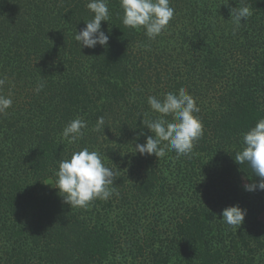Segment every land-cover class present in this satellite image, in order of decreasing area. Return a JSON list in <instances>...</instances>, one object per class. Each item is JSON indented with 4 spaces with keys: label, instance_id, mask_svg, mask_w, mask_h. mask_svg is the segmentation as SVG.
Instances as JSON below:
<instances>
[{
    "label": "trees",
    "instance_id": "obj_1",
    "mask_svg": "<svg viewBox=\"0 0 264 264\" xmlns=\"http://www.w3.org/2000/svg\"><path fill=\"white\" fill-rule=\"evenodd\" d=\"M88 2L0 0V94L13 100L0 115V264H264V191L245 190L260 178L234 159L264 118V0H170L154 40L108 0V45L80 49ZM245 5L236 28L230 8ZM181 87L203 124L191 156L135 153L151 135L142 119L159 115L148 97ZM77 117L87 128L69 144L61 133ZM85 147L117 170L118 195L70 208L54 170ZM234 205L240 228L220 220Z\"/></svg>",
    "mask_w": 264,
    "mask_h": 264
},
{
    "label": "clouds",
    "instance_id": "obj_2",
    "mask_svg": "<svg viewBox=\"0 0 264 264\" xmlns=\"http://www.w3.org/2000/svg\"><path fill=\"white\" fill-rule=\"evenodd\" d=\"M228 4L226 0L225 5ZM122 11V24L130 29L144 30L149 40H154L162 34L173 19L175 9L170 6V0H119ZM86 8L92 13V18L86 22V27L76 31L74 39L81 48H95L97 45L106 47L109 35L101 29V21L108 22L110 12L108 0H89ZM250 8H230L231 20L239 28L246 23L251 16ZM7 78H0V89L6 83ZM44 87L38 84L35 91L39 93ZM147 102L154 113H158L156 119L143 120L142 124L149 130L144 144L135 145V153L140 155H155L164 157L166 149L175 151L177 158L190 157L195 143L203 136V124L194 113L200 111L194 98L184 87L178 93L168 92L162 99L149 96ZM10 96L0 94V115L12 106ZM171 116L169 121L165 117ZM87 122L79 117L69 122L62 130L61 139L69 144L75 143L84 136ZM105 128L104 117H98L94 131ZM140 135H144L143 132ZM162 142L164 146L161 147ZM242 149L235 153V161L239 164H247L254 176L260 178L258 184H246V191H264V118L259 119L253 127L242 134ZM117 170L105 165L98 151H90L87 147L74 151L70 158L59 161L57 170H54L56 180L51 184L59 191L65 203L70 208H87L95 199L107 200L115 192L114 181ZM246 215V210L238 205L229 206L222 211V222L229 227L240 228Z\"/></svg>",
    "mask_w": 264,
    "mask_h": 264
},
{
    "label": "rangeland",
    "instance_id": "obj_3",
    "mask_svg": "<svg viewBox=\"0 0 264 264\" xmlns=\"http://www.w3.org/2000/svg\"><path fill=\"white\" fill-rule=\"evenodd\" d=\"M262 219L264 220V213L262 214Z\"/></svg>",
    "mask_w": 264,
    "mask_h": 264
}]
</instances>
